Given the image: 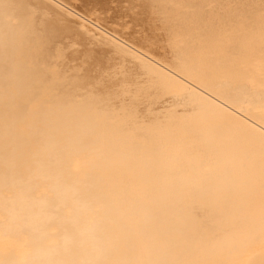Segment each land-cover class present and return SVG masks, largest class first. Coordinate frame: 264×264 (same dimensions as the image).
<instances>
[{
	"label": "snow or ice",
	"instance_id": "6c2138e0",
	"mask_svg": "<svg viewBox=\"0 0 264 264\" xmlns=\"http://www.w3.org/2000/svg\"><path fill=\"white\" fill-rule=\"evenodd\" d=\"M79 3L96 7L85 16L62 0H45L49 7L33 9L29 26L40 14L42 24L55 18L74 28L71 49L85 55L81 70L90 69L94 97L146 161L142 172L164 175L167 194L161 196L151 181L129 172L119 188L125 210L147 205L135 221L147 224L167 215L168 204L184 206L193 237L211 241L204 246L211 258L173 264H252L256 252L264 257V0ZM66 51L61 41L55 63L45 66L50 83ZM249 58H255V76L247 73ZM246 85L262 94L260 105L242 102ZM40 91L46 95L49 87ZM217 126L232 132L235 150L221 151ZM27 245L22 232L13 237L0 230V253L13 250L16 264H27Z\"/></svg>",
	"mask_w": 264,
	"mask_h": 264
},
{
	"label": "bare ground",
	"instance_id": "6f19581e",
	"mask_svg": "<svg viewBox=\"0 0 264 264\" xmlns=\"http://www.w3.org/2000/svg\"><path fill=\"white\" fill-rule=\"evenodd\" d=\"M62 2L78 14L83 9L85 16L96 7L79 0ZM46 7L45 0H0V214L5 217L0 230L5 235L17 237L22 232L28 237L27 264L206 260L138 251L137 247L157 248L154 239L171 245L170 239H197L192 235V222L180 203L166 205L168 214L147 224L135 222L142 211H149L147 205L125 210L119 188L129 172L151 181L161 196L167 194V181L163 174H152L150 168L142 172L146 161L140 159L137 147H129L124 129L112 122L106 107L94 97L90 69L81 70L85 55L71 49L74 28L55 18L42 24L40 14H35L29 26L33 9ZM168 10L183 15L178 9ZM61 41L67 51L57 65L56 82L50 83L52 74L47 68L55 63V47ZM249 69L250 74L256 73L257 68ZM45 86L49 92L42 95L40 89ZM249 90L246 88L247 100L242 102L260 105L262 94ZM213 130L221 138L222 152L238 147L228 128ZM225 175H232L231 165H226ZM16 260L11 249L0 253V264H16Z\"/></svg>",
	"mask_w": 264,
	"mask_h": 264
},
{
	"label": "flooded vegetation",
	"instance_id": "af4514ba",
	"mask_svg": "<svg viewBox=\"0 0 264 264\" xmlns=\"http://www.w3.org/2000/svg\"><path fill=\"white\" fill-rule=\"evenodd\" d=\"M192 39H195V37L194 38L192 37ZM253 59L254 58H250L249 61L250 60L252 61ZM249 61H248V63H249ZM252 62H254V60ZM251 63H249V64L251 65ZM252 64H254V63H252ZM250 65H249V67L247 69L248 70L247 71L248 74H250V71H251L249 68H252L253 71L256 69V67H253L254 65L253 66L252 65L250 66ZM256 72H257V69H256ZM253 73H255V71ZM253 73H251L253 76L256 75V73L255 74H253ZM257 83H258V80H257ZM151 240H153V239H151ZM155 240H156V242H155ZM170 240H172V244L173 245L166 243V240L164 241V239H159V240L158 239H154L153 242L155 244H157V248H156V246L155 247L146 246V247H142V248H139V247H137V248L139 249L138 251H140L141 253H148V252L150 253V252H152L154 250L153 253H155V254L163 252V254H170V255H173V254H177V255H191V256H194V257L201 258V259L204 258V257L207 258V259L211 258L210 253L204 248V246L206 244H210L211 243L210 240H201V239H179V240L170 239ZM163 243H164V245L158 246V244H163ZM166 244H168V245H166ZM180 245H182V247H180ZM194 248H195V250H194ZM244 251H247V249H245ZM262 259H264V257H261L259 252H256V254L251 257L252 264H260Z\"/></svg>",
	"mask_w": 264,
	"mask_h": 264
},
{
	"label": "rangeland",
	"instance_id": "374dc122",
	"mask_svg": "<svg viewBox=\"0 0 264 264\" xmlns=\"http://www.w3.org/2000/svg\"><path fill=\"white\" fill-rule=\"evenodd\" d=\"M246 88H249V91H254V88L251 85H246Z\"/></svg>",
	"mask_w": 264,
	"mask_h": 264
}]
</instances>
